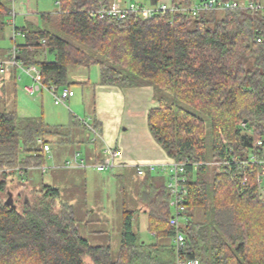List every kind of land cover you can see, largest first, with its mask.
Masks as SVG:
<instances>
[{
	"label": "trees",
	"instance_id": "obj_1",
	"mask_svg": "<svg viewBox=\"0 0 264 264\" xmlns=\"http://www.w3.org/2000/svg\"><path fill=\"white\" fill-rule=\"evenodd\" d=\"M200 1L173 0L179 10L143 19L95 13L110 9L112 0H58L56 12L40 15V25L15 27L23 42L7 59L14 50L22 65L39 70L43 84L58 88L73 83L70 67L91 65L99 68L100 84L152 86L158 106L148 111L149 131L171 161L185 165L187 254L201 264H264V164L250 161L264 159V15L245 8L183 10ZM13 2L0 0V38L12 23ZM62 130L42 117L0 111V263L26 257L28 264H175L169 175L162 181L159 168L147 169L138 193L155 240L147 243L133 227L141 207L123 209L115 259L109 245L82 237L59 188H29L25 193L34 197H25L21 209L6 204L7 184L27 188L26 174L45 165L38 140L58 141Z\"/></svg>",
	"mask_w": 264,
	"mask_h": 264
},
{
	"label": "rangeland",
	"instance_id": "obj_2",
	"mask_svg": "<svg viewBox=\"0 0 264 264\" xmlns=\"http://www.w3.org/2000/svg\"><path fill=\"white\" fill-rule=\"evenodd\" d=\"M34 2L35 5L37 3L41 12L54 13L58 9V0H34ZM259 2L264 4V0H259ZM18 3L19 0H14L13 9L16 8L14 5ZM40 24L39 19V23L36 25ZM7 26L8 33L4 39L0 38V44L9 50V48H13V41L10 42V27ZM15 39L23 40L21 36H17ZM96 69L97 66L94 65L89 66V68L83 66L70 67L69 81L84 80V78L93 81ZM16 78V82L14 80L8 81L3 89L0 88V111L16 109L22 116L42 117L45 123L51 126H61L63 130L58 141L51 143L50 154H46L44 161L46 169L27 173L23 179L26 180L28 177V181L23 183L27 188H21L10 183L7 184V191L13 194L14 203L18 205V209H21L25 197H28L29 201L34 197L33 193H25L29 191V188H40L42 184H50L59 188L60 199L71 205L77 219L76 223H79L82 237L87 239L91 245H109L112 258L115 259L120 247L123 209L137 210L141 207L143 211H148V206L142 205L138 196L142 176L138 174L136 169L124 173L125 169L115 167L104 172H98L93 168H65V161L72 158L75 150L84 156L88 151H92L94 154L95 150L92 149L95 146L96 150L99 149L100 141L98 138L94 144L89 141L94 137V134L88 127L89 115L84 113L87 105L92 102L91 95L83 92L82 86L79 84L71 83L69 88L73 91V96L69 98L66 104L56 105L53 96L47 89L35 91L34 94H30L26 90V88L35 86L36 83L23 69H17ZM75 114L78 119L73 123L71 116H75ZM206 133L209 147L210 131L208 128ZM75 137L81 138V141L79 143L74 142ZM209 166L207 175L211 176L215 165L211 163ZM161 171L163 174L160 179L162 181L167 180L169 171L166 168ZM5 198H7L6 194H2V199ZM145 214L140 209V212L133 216L132 223L135 231L140 234L143 240L151 243L155 237L147 229L148 215ZM15 258L12 257L8 262H1L0 264L18 262L28 264L26 257Z\"/></svg>",
	"mask_w": 264,
	"mask_h": 264
},
{
	"label": "crops",
	"instance_id": "obj_3",
	"mask_svg": "<svg viewBox=\"0 0 264 264\" xmlns=\"http://www.w3.org/2000/svg\"><path fill=\"white\" fill-rule=\"evenodd\" d=\"M172 1L173 0H112V2L119 4L121 7H126L129 3H135L139 6L149 8H156L162 4L171 6ZM15 6V15L11 17L12 23L8 24L10 27V42L13 41V47L16 43L23 42L21 39L14 38L15 27H23L28 22L37 24L39 23L40 15L42 13H52L41 12L37 6V3L35 5L34 0H19V3L14 5V7ZM7 27L8 26L4 28L3 39L8 33ZM8 53L9 50L0 44V61L7 59ZM17 69L18 68L13 67L10 68L9 71L2 73L0 72L1 89H3L4 85L8 81L14 80V82H16ZM95 74L96 75L93 81H90L89 78H84V80H75L73 83L79 84L82 86L81 88L83 89V92L86 94L89 93L91 95L92 102L90 105H87L84 113H88L89 115L88 127L89 130H91L94 134V137L89 141L90 143L94 144L97 142L96 138H98L100 141V150H96L95 146L92 149L95 150L94 154L92 151H88L84 156L81 155L78 150H75L72 158L69 160H72L73 157L78 154V158L83 161L84 166L79 165L69 167L66 165V162L69 161L67 160L64 163V167L95 169L94 165L103 159L105 150L107 148H112L119 151V156L117 157L119 166H116L115 168L125 169L124 173L127 171L131 172L134 169L137 170V166L140 165L144 167L143 169L145 172L147 171V167L149 165H154L156 169H160V167L163 165L167 166L171 162V159L155 141L149 131L147 124L148 111L151 108L158 106V102L153 98V87L139 86L122 89L116 86L103 85L100 84V74L98 67L95 70ZM75 116L77 115L75 114ZM53 141L56 142L57 138L53 139ZM75 141L79 143L81 138L79 139L75 137L74 142ZM49 145L50 151L46 152L48 155L52 150V144L49 143ZM35 170L41 171L42 169L40 170V168H34L32 171H30V173ZM155 172L156 171L154 170L153 173ZM140 209L141 212H143L142 208Z\"/></svg>",
	"mask_w": 264,
	"mask_h": 264
},
{
	"label": "built area",
	"instance_id": "obj_4",
	"mask_svg": "<svg viewBox=\"0 0 264 264\" xmlns=\"http://www.w3.org/2000/svg\"><path fill=\"white\" fill-rule=\"evenodd\" d=\"M235 8H245L251 9L255 11H260L264 15V4H257L255 2H225L222 0H201L200 2H195L189 8H183V10H188L192 15H197L201 11L207 10H226V9H235ZM168 9L179 10V8H173L171 6H167L162 4L156 8H149L144 6H139L135 3H129L126 7H121L119 4L115 2L112 4L110 9L99 8L95 10V13L102 17L104 14H110L113 16H117L118 18H124L128 13H135L143 19L150 18L156 12H166ZM182 10V9H181ZM12 15L14 16V9L12 10ZM17 36H21L23 38V34L19 31H15L14 38ZM44 43V41H43ZM21 68L36 83L35 86L27 88V91L30 94H34L35 91H42L43 89H47L51 95L53 96L54 104H66L67 100L73 96V91L68 87H56L54 85H45L42 82L41 74L38 69L32 66H24L18 60H16L15 51H12V55L5 61H0V72L9 71L10 68ZM38 144L41 145L45 152L50 151V145L43 143L41 139L38 140ZM262 146V141L259 140L257 142V147ZM119 156V151L112 148H107L104 153V157L101 161L97 162L94 166L97 171H106L111 170L112 168L119 166L117 162V157ZM250 161H253L256 164H264V159H257L254 155L251 156ZM243 164H247L248 161H242ZM67 166H84L82 160L78 158V154H76L72 160L66 162ZM184 163L171 161L167 166L163 165L160 167V170H164L165 168L169 171V179L167 183V187L170 193L169 206L172 209L171 215V224L174 227V234L171 238V244L175 250V264H201L200 259L197 256H190L186 252V235L183 231L187 224V216H186V206L184 202L186 201V197L188 194L187 187L185 185L186 178L183 175L185 168ZM144 167L137 166V172L139 175L144 174ZM154 165H149L147 167L148 170L154 171ZM40 169H46L45 166H41ZM261 174H258V183L260 184ZM246 179H244V182ZM261 191L264 193V185L260 184Z\"/></svg>",
	"mask_w": 264,
	"mask_h": 264
},
{
	"label": "water",
	"instance_id": "obj_5",
	"mask_svg": "<svg viewBox=\"0 0 264 264\" xmlns=\"http://www.w3.org/2000/svg\"><path fill=\"white\" fill-rule=\"evenodd\" d=\"M6 204L11 206V207H16L14 201H13V194L11 192H8V196H7V199H6Z\"/></svg>",
	"mask_w": 264,
	"mask_h": 264
}]
</instances>
